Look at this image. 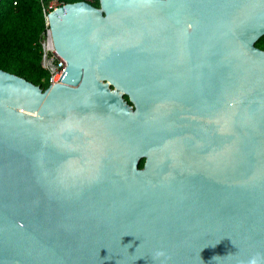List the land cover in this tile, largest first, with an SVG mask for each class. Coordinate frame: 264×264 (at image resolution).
Instances as JSON below:
<instances>
[{
  "label": "water",
  "instance_id": "water-1",
  "mask_svg": "<svg viewBox=\"0 0 264 264\" xmlns=\"http://www.w3.org/2000/svg\"><path fill=\"white\" fill-rule=\"evenodd\" d=\"M98 1L0 70V264H264V0Z\"/></svg>",
  "mask_w": 264,
  "mask_h": 264
},
{
  "label": "trees",
  "instance_id": "trees-1",
  "mask_svg": "<svg viewBox=\"0 0 264 264\" xmlns=\"http://www.w3.org/2000/svg\"><path fill=\"white\" fill-rule=\"evenodd\" d=\"M56 1L60 5L87 2ZM88 3L95 8L100 7L98 0ZM44 31L45 18L40 0L0 1V70L23 78L42 90L47 88L48 77L40 65V40ZM255 45L264 50V36ZM124 99L129 103L126 96ZM143 164L142 160L139 168H142Z\"/></svg>",
  "mask_w": 264,
  "mask_h": 264
},
{
  "label": "built area",
  "instance_id": "built-area-1",
  "mask_svg": "<svg viewBox=\"0 0 264 264\" xmlns=\"http://www.w3.org/2000/svg\"><path fill=\"white\" fill-rule=\"evenodd\" d=\"M91 0H87L90 2ZM43 8V14L45 18V31L41 36L40 46H41V62L40 65L42 69L47 73V88L51 85L58 83L61 76L63 75L66 67V62L58 55L56 52L48 22L47 16L54 11V9L59 8L60 5L56 0H40ZM16 4V3H14Z\"/></svg>",
  "mask_w": 264,
  "mask_h": 264
},
{
  "label": "clouds",
  "instance_id": "clouds-1",
  "mask_svg": "<svg viewBox=\"0 0 264 264\" xmlns=\"http://www.w3.org/2000/svg\"><path fill=\"white\" fill-rule=\"evenodd\" d=\"M163 255H164L163 250H158L156 252V257H160ZM258 260H259L258 256H255V257L251 258V260L249 261V264H258Z\"/></svg>",
  "mask_w": 264,
  "mask_h": 264
},
{
  "label": "rangeland",
  "instance_id": "rangeland-1",
  "mask_svg": "<svg viewBox=\"0 0 264 264\" xmlns=\"http://www.w3.org/2000/svg\"><path fill=\"white\" fill-rule=\"evenodd\" d=\"M114 89V88H113ZM115 90V89H114Z\"/></svg>",
  "mask_w": 264,
  "mask_h": 264
}]
</instances>
